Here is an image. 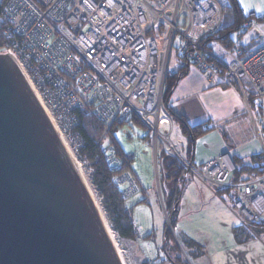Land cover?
<instances>
[{"label": "built area", "instance_id": "2783aa9c", "mask_svg": "<svg viewBox=\"0 0 264 264\" xmlns=\"http://www.w3.org/2000/svg\"><path fill=\"white\" fill-rule=\"evenodd\" d=\"M230 4V0H0V53L16 62L75 159L85 145L81 115L87 113L98 122L104 137L100 149L124 199L131 201L143 188L131 168L135 154L125 153L111 133L138 118L153 139L159 198L167 221L160 145L212 189L229 188L225 196L230 209L244 218L245 225L264 227V164H257L256 175L237 181L231 179L235 164L228 153L196 166L183 153L163 102L167 75L194 67L209 86L235 88L249 106L243 84L247 80L264 120V40L246 53L243 49V38L258 22L249 17L230 47L217 41L223 55L213 50L212 41L205 42L221 28ZM164 124L170 129L162 130ZM256 129L264 157L263 135L257 125ZM78 162L90 165L86 155ZM141 201L149 203L150 198L146 194ZM134 210L130 203L135 242L152 263L160 252L154 226L143 225Z\"/></svg>", "mask_w": 264, "mask_h": 264}, {"label": "water", "instance_id": "95a60500", "mask_svg": "<svg viewBox=\"0 0 264 264\" xmlns=\"http://www.w3.org/2000/svg\"><path fill=\"white\" fill-rule=\"evenodd\" d=\"M162 187L169 200L174 182L165 172ZM0 264H124L87 182L7 53H0Z\"/></svg>", "mask_w": 264, "mask_h": 264}, {"label": "rangeland", "instance_id": "374dc122", "mask_svg": "<svg viewBox=\"0 0 264 264\" xmlns=\"http://www.w3.org/2000/svg\"><path fill=\"white\" fill-rule=\"evenodd\" d=\"M257 22L264 25V21ZM254 28L250 29L243 38L245 42H249L248 40L251 38L250 36L254 33ZM262 28H258V30H264ZM237 35L238 31H233L231 33V36L234 39ZM263 38L264 33L258 37L260 41L264 40ZM212 46L215 52L220 55L224 54L218 47L217 40L212 41ZM194 69L195 68L192 67V70ZM243 84L246 96L249 100V106L245 102L242 104L245 110L242 108L241 104L235 103L232 111L224 112L225 110H228L229 103L232 101L234 102L232 96L228 94V92H221V95L217 96L218 98L213 96L208 98L207 96H204L208 106L210 102L216 104V107L214 105H212V107L209 106L210 109L207 108L206 105L204 106L205 103L203 99H200L203 103V108L208 114L213 116L216 122V128L206 133H219L227 152L230 153L235 150L239 152L245 150L249 147L247 146L248 144L255 141L254 139L258 140L260 143L256 125L264 139V120L261 111L258 108L256 101L253 100L252 89L247 84V80H243ZM215 87L222 90L229 89V87L222 85ZM241 97L243 98V95ZM208 126L212 127L214 125ZM170 127V124L161 125L162 130L170 129ZM174 131L177 138L178 135H182L176 123H174L173 132ZM113 134L116 142L125 153L135 154V158L131 163V168L139 178L143 190L130 201V203L135 204L133 216L147 228H153L154 226V233L157 235V247L159 246L160 251L162 250L163 234L164 231H166V225L171 235L169 256L161 251L160 253L163 255L162 257L156 258L152 263L149 262L136 242L121 239L110 227L100 200L91 184L89 176L87 175L88 167L81 165L79 162L81 167L80 172L87 182L93 198L105 218L108 227L114 235L117 248L124 264H210L211 262H214V264H222L230 258H235V256L238 255L240 250L236 248L233 228L237 226L243 227L245 225L244 218L235 214L230 209L231 201L226 196L223 197L216 195L211 190L205 189L198 181H193L194 183L185 187V194L182 196V202L179 206L178 218L172 227L170 216L167 221L161 205V199L159 198L155 169L154 143L149 128L130 122L124 124L122 127L114 129ZM173 137L175 138V134ZM210 138L213 139L214 136L211 134L209 136V139ZM252 154L254 153H251L250 155ZM255 155L259 156L255 157L253 155L252 157H249L250 159L248 158L246 160L240 158L250 167V169L244 172L241 176L248 177L256 175L259 172L260 169L258 166L264 164L262 150ZM253 157L256 158L255 162L252 161ZM233 159H235V157ZM76 160L80 161V159ZM146 194L150 198L149 203L141 201L143 195ZM162 198L164 200L163 194ZM185 232L197 240L206 241L205 248L200 250H189L182 241V235ZM249 232V235H253L254 238L249 239L248 237L244 241L245 243L248 241L244 246V249L248 251L246 256L247 259L245 260H247L249 264H258L263 258L264 236L263 234L256 236L251 230H249Z\"/></svg>", "mask_w": 264, "mask_h": 264}, {"label": "trees", "instance_id": "16d2710c", "mask_svg": "<svg viewBox=\"0 0 264 264\" xmlns=\"http://www.w3.org/2000/svg\"><path fill=\"white\" fill-rule=\"evenodd\" d=\"M230 3L231 4L229 5V7L225 10L221 28L212 38L207 39L205 41L206 43L217 40L225 47H230L234 43V38L231 36V33L233 31H239L241 26L249 18V16L247 17L244 15L243 10L237 0H230ZM259 41L260 40L258 38H253L249 42L244 41L243 49L245 53L248 49H251L253 46L258 45L257 43ZM189 71L190 68H186L178 70L173 74L167 75L165 79V93L163 102L166 111L178 125L181 134L185 136L187 140V143L183 145L182 148L183 153L185 154L186 158L194 164L196 140L199 136L211 130L213 126H208V123L206 122L192 126L183 115L175 112L170 106V98L172 94L177 88L179 82L186 75H188ZM252 95L254 97L253 92ZM253 100H255V98ZM81 119L82 125H80V129L82 131V135L85 138V145L77 154V157L78 159H82L86 155L90 161L87 175L89 176L91 184L100 200V203L109 221L110 227L118 234L121 239L135 242L132 221L128 213L130 201L123 198L120 188L112 182V171L107 165L104 155L102 154V151L100 149V145L104 141V137H102V128L100 127L98 122L87 113H83L81 115ZM133 122L139 124L140 126L148 128L147 125L138 118H134ZM116 128L118 127L113 128L112 132ZM111 136L114 138L113 133H111ZM254 156L256 157L259 155ZM255 157L252 158L253 162H255ZM233 160L235 169L231 175V179L237 181L242 178L241 175L244 172L248 171L250 167L247 163H245L244 160L238 157H235V159ZM158 165L160 168V173L162 175L161 181L163 180V172H165L167 178L174 182L173 194L171 195L169 200L166 199V195L161 182L166 212L168 218L170 216L173 227L178 218L177 216L179 212V202L183 196V192L185 190L187 182L191 177V174L177 157L167 154L161 145L158 151ZM228 190L229 188L217 187L213 189V192L216 195L224 197ZM176 203H178L177 207L175 206ZM165 229L167 232L164 231L163 243L165 237L166 242L165 246L162 247V250L165 255L169 256L168 253L171 247V235L170 231L167 228V225ZM249 230H251L256 236L264 234V227L262 226H255L252 224L244 225L243 227L237 226L233 228L235 240L241 243L244 242L249 237ZM182 241L189 248V250H200L205 248L206 246V241L197 240L187 233H183Z\"/></svg>", "mask_w": 264, "mask_h": 264}, {"label": "crops", "instance_id": "0c3cea01", "mask_svg": "<svg viewBox=\"0 0 264 264\" xmlns=\"http://www.w3.org/2000/svg\"><path fill=\"white\" fill-rule=\"evenodd\" d=\"M237 1L240 7L242 8L245 16L254 18L256 21H260V22L264 21V0H244L243 5L241 4L240 0H237ZM259 19H262V20H259ZM259 24L260 23H258L257 27L254 28V33H252V35L250 36L251 38L248 41H250L253 38H258L264 33V30H258V28L260 29L262 27H263L262 29H264V25L260 24L261 25L260 26ZM262 41H259L257 44L261 43ZM206 81L207 80L205 79V76L201 71H199L196 68L192 70V67H191L188 75H186L179 82L177 88L172 94L170 98V106L175 112L183 115L192 126L206 122L208 123V125H214L211 128V130H213L216 128L215 126L216 122L213 116L211 114H208V112H206V110L203 108V103L200 101V99L201 100L203 99L205 103L204 106L206 105L207 108H209V106L212 107V105L216 107V104L214 102L212 103L210 102L208 106V103L206 102L204 96H207L208 98L212 96L218 98L217 96H220L221 92H228V94L232 96V99L234 100V102L233 101L230 102L228 110H225L224 112L232 111L235 106V103L241 104L242 106V104L244 102L246 103V101L241 97L242 95L235 88H230L229 86H226V87H229V89L222 90L217 87L209 86V84ZM242 108L245 110L243 106ZM211 134L214 136L213 139L211 138L209 139V136ZM178 140L181 141L183 145L187 143V140L185 136L183 135L181 136L178 135ZM254 140H255L254 142H251L250 144L247 145L249 147H247L245 150H242L241 152L235 150L234 152L230 153V152H227L226 147L219 133L218 134L217 133H204L197 138L196 143H195L194 164H196L197 166L201 165L205 163L206 161L210 160L211 158L216 157L223 153H228L233 158L238 157V158H243L246 160L250 156L252 157L253 155L258 154L262 150L261 142L259 143L258 140L256 139ZM251 153H254V154L250 155ZM193 181H198L205 189L211 190L213 192V189L209 185L195 178L192 174H191L189 181L186 184V187L194 183ZM184 194H185V190L183 192V196ZM181 202L182 200H180L179 206ZM252 238H254L253 235L252 236L249 235V239H252ZM234 241L237 246L236 248L239 249L240 252L238 253V255L235 256V258H230V259L227 258L229 260H227L225 263H222V264H249L247 260H245L247 259L246 256L248 254V251L244 249V246L248 243V241L246 243L237 242L235 239ZM160 252H159L158 257L163 256ZM210 264H214V262H211ZM258 264H264V253H263V258L258 262Z\"/></svg>", "mask_w": 264, "mask_h": 264}, {"label": "bare ground", "instance_id": "6f19581e", "mask_svg": "<svg viewBox=\"0 0 264 264\" xmlns=\"http://www.w3.org/2000/svg\"><path fill=\"white\" fill-rule=\"evenodd\" d=\"M35 94H36V93H35ZM37 97H38V96H37ZM38 99H39V98H38ZM61 139H62V138H61ZM62 141H63L65 147L67 148V150H68V152H69V154H70V156H71L73 162L75 163V165H76V167H77V170H78L79 173L81 174V172H80V171H81V167H80L79 162H78L76 159H74L72 153L70 152V149H69L68 145H66V143L64 142L63 139H62ZM81 175H82V174H81ZM101 214H102V213H101ZM102 216H103V215H102ZM103 220H104L105 224L107 225V222L105 221V218H104V217H103ZM107 228H108V231H109V235H110L111 239L113 240V242H114V244H115V246H116V248H117V244H116V242H115L114 235H113L112 231L110 230V228L108 227V225H107ZM117 251L119 252L118 248H117ZM119 255H120V252H119ZM120 256H121V255H120Z\"/></svg>", "mask_w": 264, "mask_h": 264}, {"label": "snow or ice", "instance_id": "6c2138e0", "mask_svg": "<svg viewBox=\"0 0 264 264\" xmlns=\"http://www.w3.org/2000/svg\"><path fill=\"white\" fill-rule=\"evenodd\" d=\"M241 4L243 5L244 4V0H240Z\"/></svg>", "mask_w": 264, "mask_h": 264}, {"label": "flooded vegetation", "instance_id": "af4514ba", "mask_svg": "<svg viewBox=\"0 0 264 264\" xmlns=\"http://www.w3.org/2000/svg\"><path fill=\"white\" fill-rule=\"evenodd\" d=\"M162 253H164L163 250H162Z\"/></svg>", "mask_w": 264, "mask_h": 264}, {"label": "clouds", "instance_id": "9594fccd", "mask_svg": "<svg viewBox=\"0 0 264 264\" xmlns=\"http://www.w3.org/2000/svg\"><path fill=\"white\" fill-rule=\"evenodd\" d=\"M162 247H163V244H162Z\"/></svg>", "mask_w": 264, "mask_h": 264}]
</instances>
